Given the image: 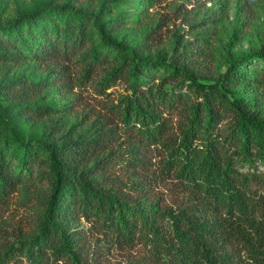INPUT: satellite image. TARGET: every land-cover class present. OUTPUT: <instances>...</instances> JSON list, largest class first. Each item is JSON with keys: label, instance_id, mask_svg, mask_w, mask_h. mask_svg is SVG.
Listing matches in <instances>:
<instances>
[{"label": "trees", "instance_id": "16d2710c", "mask_svg": "<svg viewBox=\"0 0 264 264\" xmlns=\"http://www.w3.org/2000/svg\"><path fill=\"white\" fill-rule=\"evenodd\" d=\"M108 2L95 12L44 2L0 24V63L76 57L84 61L81 80L95 66L106 67V88L119 80L127 87L113 102L119 122L143 145L159 149L164 172L182 184L186 204L161 207L104 186L114 128L100 122L64 127L47 101L56 89L49 74L9 80L0 83L7 125L0 130V202L35 173L46 177L49 190L38 232L3 245L0 264H98V250L83 240L82 218L105 236L103 250L143 247L135 264H264V170L258 169L264 167V47L229 52L215 76H204L189 43L176 40L171 55L158 47L157 27L136 45L118 38L126 22L111 15ZM9 106L26 120L47 118V140L24 138L6 117ZM139 150L135 145L129 152Z\"/></svg>", "mask_w": 264, "mask_h": 264}, {"label": "rangeland", "instance_id": "374dc122", "mask_svg": "<svg viewBox=\"0 0 264 264\" xmlns=\"http://www.w3.org/2000/svg\"><path fill=\"white\" fill-rule=\"evenodd\" d=\"M110 1L111 15L126 22L119 27L118 38L126 36L129 44L136 45L143 42L151 28L157 27L158 47L169 50L171 55L176 40L189 43L193 57L198 58L195 67L204 76H215L229 52L238 56L264 47V0H191L190 3L164 0L151 8L139 7L140 0ZM44 2L48 5L70 3L77 9L95 12L107 0H0V24H7ZM218 2L222 3L219 7L221 14L215 12ZM199 21L201 23H197ZM249 62L246 67L254 61ZM84 68V61L76 57L56 59L49 64L30 61L9 65L1 62L0 83L18 78L41 80L49 74V80L56 89L47 93V101L58 108L54 117L60 116L64 127L77 123L78 128L85 129L100 122L105 128H114L108 142L112 158L104 163L101 172L104 186L131 200L158 202L161 207L186 204L182 184L164 172L159 149L143 145L133 132L123 127L114 113L113 102L127 93L125 82L119 80L106 88L101 83L107 73L103 66H95L89 76L81 80ZM159 79L158 74L156 81ZM3 104L8 103L3 101ZM17 112V108L9 106L6 117L18 126L24 138L47 140V118L26 120L17 116ZM6 126L0 115V130ZM135 145H139L140 150L132 154L129 151ZM132 156H138L142 162L128 160ZM258 169L264 170V167L258 166ZM42 175L35 173L33 178L17 185L15 191L0 202V248L38 232L43 217L44 195L49 190V181ZM80 223L85 229L83 240L98 250V264H135L134 261L143 259L145 249L141 246L131 250H103L101 244H105L106 239L99 228L92 227L84 218Z\"/></svg>", "mask_w": 264, "mask_h": 264}]
</instances>
